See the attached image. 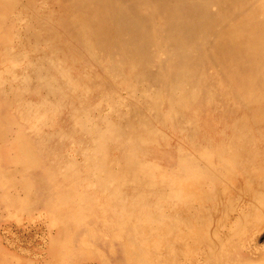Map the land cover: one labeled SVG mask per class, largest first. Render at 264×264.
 <instances>
[{"label": "bare ground", "instance_id": "bare-ground-1", "mask_svg": "<svg viewBox=\"0 0 264 264\" xmlns=\"http://www.w3.org/2000/svg\"><path fill=\"white\" fill-rule=\"evenodd\" d=\"M58 1L76 10L59 20L67 36L65 50L49 48L41 62L24 63L27 72L13 81L21 83V90L9 86L17 104L31 89L41 94L23 107L25 117L45 122L57 113L69 114L65 124L70 121L75 133L70 134L68 126L60 136H38L40 152L50 154L56 139L61 144L76 135L73 143L80 148L81 163L71 158L59 169L52 154L51 166L41 169L39 178L53 186L51 206L64 212L53 215L51 222L64 220L68 228L78 222L96 236L86 225L89 216L99 229L114 233L109 239L123 241V264H177V258L183 264H264V244L256 243L264 234V130L256 127L251 133L233 134L226 143L200 145L196 121L187 118L205 91L206 98L216 96L204 74L214 67V75L223 74L226 80L220 96L233 93L229 99L234 108L249 101L253 122L259 125V116H264V21L259 40L250 43L241 39L249 35L242 19L237 31L225 30L232 21L230 8L235 11L240 0ZM12 6L17 7L18 0H0L1 11ZM70 36L75 41L72 49ZM77 55L84 56L79 66L93 63L136 103H114L113 88L105 92L100 76L76 69ZM0 78L4 85V76ZM5 118V124L0 120V142L5 125H11ZM55 126L50 121V127ZM175 130L189 136L192 146L174 143ZM14 142L12 161L38 166L35 150L19 135ZM144 149H151L153 159H141ZM111 152L122 156L112 158ZM4 175L0 173L1 179ZM232 177L240 194L224 199L223 221L215 226L208 216H197L201 192L209 191L205 186L217 191L222 181L226 191ZM57 178L74 186L57 192ZM216 197H209L212 208ZM228 215L233 217L226 223ZM82 241L86 243L85 236ZM240 250L255 252V260H245ZM233 254L239 258L232 259Z\"/></svg>", "mask_w": 264, "mask_h": 264}, {"label": "rangeland", "instance_id": "rangeland-1", "mask_svg": "<svg viewBox=\"0 0 264 264\" xmlns=\"http://www.w3.org/2000/svg\"><path fill=\"white\" fill-rule=\"evenodd\" d=\"M240 1L241 3L235 11L230 8L228 15L232 21L225 30L237 31L241 26L242 19L246 23L249 35L241 37V39L256 43L259 40L264 21V0ZM73 8L72 4H70V7L67 5L66 9L63 8L58 0H18L17 7H8L5 12L0 9V15L1 13L4 15L0 16V77L3 75L5 78L4 85H0V120L3 124H5V117L11 121L10 126L6 127L5 125L4 141L0 142V173L5 174V179H1L0 176V264H123L125 260L123 244L121 245L123 241L116 238L115 240L109 239V235L114 233L111 230L99 229V226L97 227L94 222L89 221V216L86 225L91 226L97 232L96 236L92 235L93 231L82 229L78 222L71 224V226H74L71 228H68L64 220L54 224L51 222L53 215L64 216V212L60 208L54 210L51 206L50 196L54 192L52 190L53 186H50V182H47L46 178H39L43 175L41 169H47L51 166L50 157L52 158V154H54L55 159L54 167L59 169L63 167V162H70L71 158L81 163L80 148L77 150L76 145L73 143L75 135L73 138L69 136V139L61 144L56 139L54 145L48 148L51 151L50 154H46L44 151L40 152L37 148L40 147L37 141L38 136L43 134L60 136L62 133H67L68 126L70 134L75 133L70 121L65 124L69 114L67 111L57 113L54 119L51 120L56 125L53 129L50 127V121L39 122L36 117H25L21 113L25 105L34 104L41 94L34 95L31 89L28 93H25L26 96L22 101L18 99L17 104L12 92V88L16 87L18 91L21 90V83L13 81H17L18 78L21 79L24 76L23 73L27 72L28 69L25 68L24 63H39L43 56L49 53V48L60 50L66 47L67 36L62 30L61 21L59 20H61L63 13L65 16L68 12L70 14L74 13L76 10H73ZM48 21H51V24H47ZM249 30H253L255 36L251 35ZM39 34H41L40 37ZM74 43L73 37L70 36L68 44L71 49L75 46ZM76 57V69L80 68L83 74L95 73L100 76L106 88L105 92H107L108 87L113 88L114 103L127 101L129 104L136 103V99H127L126 93L122 91L120 85L113 82L112 78L106 77L99 67L91 62L90 64L87 63V66H79V62H82L80 58L83 60L84 56L77 55ZM18 59L21 63L16 65ZM213 68H208L204 74L206 75L205 80H211L210 89H215L216 96L206 98L209 91H205L207 93H203L199 98L201 99L200 104L187 112V118L196 121V139L198 143L200 145L226 143L231 140L233 134L239 131L251 133L256 130V127L262 132L264 130V116H259V125L255 126L253 122L255 115H253V107L249 101L246 100L245 103H241L239 107L234 108L233 103H231L232 100L229 99L233 93L228 94L226 91L222 94L223 97L220 96V89H227L224 85L226 80H224L223 74L214 75L218 68ZM25 76H30V74ZM217 84L220 85L217 87ZM206 99L210 100V103H207ZM94 100L95 97H92L90 101L93 102ZM14 103L15 110L11 109V105L13 106ZM261 104L264 106V102ZM242 122L245 124V130ZM1 132L2 130H0ZM174 134L177 137L173 140L174 143L178 142V144L187 148L192 146L189 136L181 135L182 133L180 134L178 130H175ZM206 134H209L211 138H207ZM18 135L22 137L29 149L32 150L33 148L35 150L33 152L39 159L38 166H23L22 164L17 166L12 161V157L16 155L17 151L14 138ZM74 140L79 144L77 139ZM150 151L151 149L142 150L140 153L141 159H153ZM110 156L117 159L122 155L118 152H111ZM168 163L169 161L164 162L165 165ZM57 179L58 182L53 183L55 189L58 188L57 192L74 186V184L65 182L62 178ZM221 182L219 181L217 191H214V187L212 188L210 184H207L209 187L205 186V188L209 191L201 192L204 198L200 199L198 206L195 208L197 216H208L212 221V225L215 226L223 221L221 214L224 199L236 194L237 197L240 194L236 178L232 177L228 180L229 185L226 191L223 190L225 184ZM199 189L203 190L202 185ZM89 195L94 196L95 192ZM214 195L217 197L214 198L213 209L212 203L208 201L209 197ZM209 211H213V213L207 215ZM84 212L82 210L81 215L83 218L85 216ZM232 217L233 215H228V219L224 221L228 223ZM91 227L89 228L91 229ZM83 236L86 238V243L82 241ZM256 243L259 246L264 244V234L257 239ZM202 247H205V243ZM237 247L238 245H233V248ZM240 251L238 253L243 255L245 260H255V252ZM237 258H239L238 255L233 254L232 259L236 260ZM177 259V264L184 263L181 258Z\"/></svg>", "mask_w": 264, "mask_h": 264}, {"label": "crops", "instance_id": "crops-1", "mask_svg": "<svg viewBox=\"0 0 264 264\" xmlns=\"http://www.w3.org/2000/svg\"><path fill=\"white\" fill-rule=\"evenodd\" d=\"M52 117H53V115H52ZM52 119H54V117H53V118L48 117L46 120H47V121H51Z\"/></svg>", "mask_w": 264, "mask_h": 264}]
</instances>
